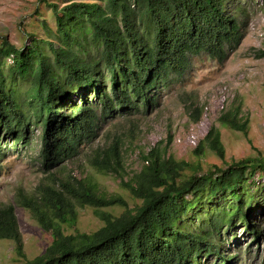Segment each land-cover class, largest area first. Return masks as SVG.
<instances>
[{"label": "trees", "instance_id": "trees-1", "mask_svg": "<svg viewBox=\"0 0 264 264\" xmlns=\"http://www.w3.org/2000/svg\"><path fill=\"white\" fill-rule=\"evenodd\" d=\"M242 3L71 0L61 7L51 4L57 26L52 39H33L29 46L18 48L0 37V132L18 146L30 143L32 126L40 127L42 169L49 171L78 155L106 118L155 107L159 87L180 79L193 56L206 54L224 63L245 37L249 22L241 19L246 11ZM256 55L264 57V50ZM194 111L192 119L198 122L202 111ZM218 120L244 134L249 131L241 104L224 110ZM205 147L225 157L217 126L208 129L197 153ZM110 150L117 166L96 158L93 166L99 172L118 171L120 153L116 146ZM144 161L123 183L140 200L133 208L124 197L102 192L93 178L66 181L63 189L49 188L40 196L22 195L19 205L29 209L52 237L44 252L25 264H201L202 256L209 255L229 264L233 257L224 259L221 244L214 239L238 220L247 230L254 228L248 218L253 196H246L247 186L257 172L264 176V159L243 158L203 171L200 165L154 147ZM206 205L210 216L199 230L190 229V216L198 217ZM85 206L97 209L103 225L92 232L66 233L65 225L73 226L78 207ZM115 206L124 210L118 215L102 210ZM1 238L14 240L18 254L25 256L13 205L0 211Z\"/></svg>", "mask_w": 264, "mask_h": 264}, {"label": "rangeland", "instance_id": "rangeland-1", "mask_svg": "<svg viewBox=\"0 0 264 264\" xmlns=\"http://www.w3.org/2000/svg\"><path fill=\"white\" fill-rule=\"evenodd\" d=\"M69 1L0 0V37H7L18 48L29 46L33 39H52L57 26L50 5L56 3L61 7ZM242 2L246 11L241 19L249 22L244 29L245 37L224 63L206 54L193 56L189 69L180 79L159 87L155 107L147 111L142 107L139 111L130 110L128 114L106 118L100 123L96 137L82 144L78 155L49 171L42 169L40 127H31L30 143L26 145L19 142L18 146H13V138L0 132V151L4 152L0 155V211L9 205L15 207L25 254H18L14 240L1 238L0 264H25L27 259L42 254L52 241L51 234L40 226L31 211L19 205L22 195L40 196L49 188L63 189L66 181L93 178L102 192L124 197L133 208L140 200L135 199L123 183L141 169L144 156L154 147L178 160L200 165L203 171L214 164L226 167L243 158L264 159V57L256 55L264 50V0ZM25 88L23 86L22 90ZM18 89L21 90L20 86ZM238 104L242 106L244 117L249 118L247 134L224 126L218 120L224 110ZM196 108L202 111L198 122L192 119ZM212 125L221 130L225 146L223 159L208 147L202 154L197 153ZM115 146L121 159L118 171L99 172L93 166L96 158L117 166L110 150ZM259 174L248 181L246 194L253 196L249 201L252 208L247 212L254 228L247 230L245 223L238 220L214 239L221 244L220 255L224 259L233 257L229 264H264V176ZM96 210L91 206L78 207L76 223L65 225V232L98 229L103 222ZM102 210L118 215L124 208L115 206ZM203 211L198 217L190 216V229L199 230L210 216L208 205ZM201 264L223 263L209 255L202 256Z\"/></svg>", "mask_w": 264, "mask_h": 264}]
</instances>
